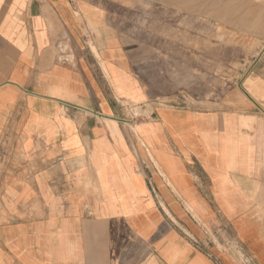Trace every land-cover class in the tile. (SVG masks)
<instances>
[{
	"label": "crops",
	"instance_id": "obj_1",
	"mask_svg": "<svg viewBox=\"0 0 264 264\" xmlns=\"http://www.w3.org/2000/svg\"><path fill=\"white\" fill-rule=\"evenodd\" d=\"M184 48L181 0H0V264H264V56Z\"/></svg>",
	"mask_w": 264,
	"mask_h": 264
},
{
	"label": "rangeland",
	"instance_id": "obj_2",
	"mask_svg": "<svg viewBox=\"0 0 264 264\" xmlns=\"http://www.w3.org/2000/svg\"><path fill=\"white\" fill-rule=\"evenodd\" d=\"M249 7L254 8L255 11L257 8H264V0H181V45L189 51L186 55H193L198 52L203 60L204 58L209 59L212 52L217 61L214 63L203 61L201 66L203 71L204 68L212 70L219 91L230 87L246 71H251L260 58L264 56V47L261 46V43L249 41L247 36L242 33L240 26H236L237 29L234 27L235 30L229 27L230 25L228 28L224 24L217 27L215 18L217 10L226 12L225 9L228 8L230 13L241 14L242 9ZM241 17L239 15V20ZM194 18L201 22V29L193 30ZM219 18L224 19L225 16L219 15ZM182 93L187 95L184 90ZM187 97L189 103L197 104L192 96ZM136 107L138 106H134L133 112L137 111ZM220 229V226L217 227L215 232L208 228V235L212 236L217 244H219L217 235ZM236 251L234 259L237 263H251V260L242 254L238 248Z\"/></svg>",
	"mask_w": 264,
	"mask_h": 264
}]
</instances>
